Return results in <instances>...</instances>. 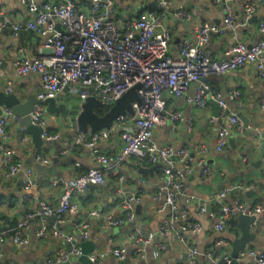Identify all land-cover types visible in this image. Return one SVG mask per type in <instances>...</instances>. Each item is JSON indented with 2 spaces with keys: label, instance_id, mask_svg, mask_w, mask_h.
Masks as SVG:
<instances>
[{
  "label": "built area",
  "instance_id": "1",
  "mask_svg": "<svg viewBox=\"0 0 264 264\" xmlns=\"http://www.w3.org/2000/svg\"><path fill=\"white\" fill-rule=\"evenodd\" d=\"M160 11L153 8L141 11L137 17L121 18L118 15L115 0H91L87 10H82L74 0H58L56 2L38 3L37 0H20L26 5L32 19L25 24L9 23L12 32L18 36L20 31L27 28L33 30L41 39L43 50L39 55H20L14 63L13 69L20 76L37 74L41 80L36 94L38 103L31 113L32 122L44 127L42 138L48 141H60V156L68 155L74 148L84 146L92 150L96 166H91L85 172L72 179L56 177L51 179L50 186L60 188L62 193L56 206L41 200L34 212H28L18 221L14 228L15 233L9 236L8 231L0 232V258L3 247L11 243L14 246H23L30 243L28 230L32 221L38 220L39 226L35 228L38 238H46L49 234L61 237L69 244L67 252H61L48 257V264H80L82 248L76 237L62 229L69 215L79 211V203L74 199V194L82 199L96 194L95 188L106 183L105 171L112 166L121 170L122 164L131 156L147 159L157 165L163 175L161 186L154 189L151 198L157 213L169 209L170 218L159 229L164 237L179 238L184 241L183 232H199L201 224L190 220L187 211L179 207L181 197L195 199L188 191L187 178L195 172L196 166H201L204 172H209L202 156L195 158L186 148H176L173 145L160 144L155 139L157 126L167 125L172 122L175 128L179 122L184 121L182 110H170L167 100L170 97L184 99L187 104L204 108L209 99L217 101L224 111H228V99H236L242 93L235 89L227 92H213L208 78L221 76L229 71L242 68L247 63H253L259 76L264 80V20L258 25L262 38L255 44L248 45L240 38L235 37V42L226 52V57L214 59L205 50L212 33H222L226 29H237V21L232 11L234 0H223L226 14L223 22L203 23L197 28L196 38L181 39L177 46L178 55L170 50L171 33L164 21L167 11L172 7L174 0H153ZM222 0H214L219 3ZM245 11L248 15L257 11L258 5L254 0H244ZM1 13V12H0ZM174 15L186 20L191 18V13L184 8H177ZM6 23L0 22L1 35ZM60 26V29H58ZM1 63V60H0ZM201 81L192 96H187L190 86ZM79 87L78 96L85 101L93 96L104 106H113L128 90L137 86L139 100L132 102L134 113L119 115L109 129H102L95 133L79 132L73 136H66L61 131H49L45 128L44 101L56 98L66 88ZM1 89V88H0ZM7 94H17L13 82L10 80L2 89ZM264 107V101L262 102ZM0 116V153L3 155L1 168L7 169L6 176H14L18 171H24L26 178L22 182L23 190L41 188L34 178V170L24 166L16 158V152L7 147L5 140L8 137V123L14 116L11 107L4 106ZM218 130L217 150L222 151L228 146L230 134L234 129L243 130L245 127L238 114H230ZM190 123L188 129L192 130ZM115 132H120L124 146L119 153L105 154L98 147L104 140L110 139ZM25 129L20 135L23 142L31 139ZM256 135L264 143V132L256 130ZM206 148H203L204 153ZM36 160L40 164H50L52 158L38 154ZM79 166V163H77ZM117 173V172H115ZM123 175L120 179H123ZM144 183L135 192L127 193L122 186L116 189L118 205L125 209V215L109 213L106 220L112 228L133 224L130 238L138 244L137 252L145 256L147 245L154 238L149 232L144 234L138 222L134 207L142 200L146 193L147 178H142ZM227 192L221 191L212 198L215 205H221L219 213L222 219L215 224L220 235L217 238L216 256L208 252L211 264H233L234 258L226 248L228 240L223 236L226 218L238 215H254L264 211V204H248L246 201L236 200L233 205L223 202ZM198 212L201 216L214 218L217 213L208 208L207 204L198 203ZM93 215L101 216L98 209L92 210ZM54 217V225H49V220ZM79 241L90 237L89 223L77 220ZM179 224L175 234L169 231L170 226ZM257 219L252 226H255ZM188 259L186 264H195L201 252L196 246L186 244ZM164 245H160L159 250ZM155 251L154 256L159 257L160 251ZM110 252L120 261H125L127 248L118 246L111 248ZM107 251L88 256L91 264H101ZM252 257L257 264H264V251L257 249H244L237 257L238 264L246 258ZM77 260V262H72ZM79 260V261H78ZM146 264V263H143ZM179 264V263H176ZM185 264V263H184Z\"/></svg>",
  "mask_w": 264,
  "mask_h": 264
},
{
  "label": "crops",
  "instance_id": "2",
  "mask_svg": "<svg viewBox=\"0 0 264 264\" xmlns=\"http://www.w3.org/2000/svg\"><path fill=\"white\" fill-rule=\"evenodd\" d=\"M58 0H37L38 3L56 2ZM91 0H74L78 7L87 10ZM258 5L254 14L248 15L245 11L244 0H234L232 11L236 17L237 29L224 30L222 33H212L205 50L214 59L226 57V52L235 42V37L240 38L248 45L255 44L262 38V33L258 30L261 20H264V0H254ZM153 0H115L118 15L121 18H133L146 9L153 8ZM177 8H184L191 13V18L181 20L174 13ZM154 9V8H153ZM160 11L158 9H155ZM0 22L6 23L1 35L0 44V88L6 86L8 81H12L16 93L23 101H26L31 94H37L39 90L40 76L29 74L18 75L13 69L15 59L20 55H39L42 52V39L30 29H23L18 36L13 34L9 23L25 24L32 19L26 5L20 0H0ZM226 14L223 0L219 3L214 0H174L172 7L166 13L165 26L170 30L171 42L170 50L174 55H178L177 46L179 38L195 39L197 28L203 23H222ZM214 90L222 93L239 90L241 95L236 99H228V111L216 105L214 102H207L204 108L187 104L184 99L170 97L167 105L170 110H182L184 121L179 122L174 128L172 122L167 125L157 126L155 129V139L160 144L173 145L176 148L188 149L190 155L197 159L202 156L209 172H204L201 166H196L195 172L187 178L188 191L195 196V199L181 197L179 207L187 211L190 220L201 224L202 230L199 232H183L184 241L176 238L164 237L160 232V227L169 220L171 212L169 209L157 213L155 204L151 198L154 189L162 185L163 175L159 168L148 160L137 156H131L122 164L121 170L112 166L106 173V183L95 189L96 194L92 197L81 199L74 194V199L79 203V211L75 215H69L62 229L71 233L82 248V243L91 241L92 251L87 256L107 251L106 256L101 260V264H186L188 259L187 247L185 245L196 246L201 255L195 264H211L208 252H213L216 256L219 248L217 238L220 235L215 228V224L222 219L219 211H216L212 198L221 191H226L227 195L223 202L233 205L236 200L246 201L250 205L257 203L264 204V143L256 135V130L264 132V80L259 76L256 66L247 63L242 68L229 71L225 75L212 76L208 79ZM201 81L193 83L187 91V96H192ZM79 87L71 86L58 95L66 102L68 107L73 109V116L80 110L78 104L83 100L79 98ZM57 97V98H58ZM45 128L49 131H61L66 136H73L80 132L76 126L69 127L62 112L51 113L45 104ZM230 114L245 115L249 120V126L243 130L234 129L229 138V143L222 151L217 150V139L219 126ZM192 123V130L188 125ZM19 118L11 117L8 123V137L5 140L7 147L13 149L16 158L21 160L24 166H30L34 170V178L41 185V188H31L23 190L22 182L26 175L24 171H18L14 176H6L7 169L0 166V209L5 211L7 221L16 218L18 221L26 216L28 212H34L41 200H45L52 206L59 202L62 190L50 186L51 179L64 177L72 179L80 173L86 171L91 166H96L90 148L79 146L74 148L68 155L60 156V141L46 143L40 149L32 141L31 135L28 143L23 142L22 133L19 131ZM107 129V128H102ZM100 129V130H102ZM99 131V130H98ZM92 133L88 131L87 134ZM124 146V141L120 132L107 140L98 144V147L105 154L119 153ZM203 148H206L202 153ZM59 150V151H58ZM58 151V152H57ZM38 154H43L52 158L50 164H40L36 160ZM3 155L0 153V164ZM57 157V158H56ZM141 159V160H140ZM79 163V166L77 165ZM156 166L153 173L142 172V168ZM117 172V173H115ZM123 175V179L120 176ZM142 178H147L146 193L142 195L140 203L134 207L136 222L142 228L144 234L149 232L154 234L153 241L147 245L145 256L137 252L138 244L130 238L133 231V224L112 228L106 220V215L115 213L125 215V209L118 205L116 199V189L122 186L127 193L135 192L144 183ZM207 204L208 208L215 211L214 218L201 216L198 212V203ZM221 208V205H220ZM98 209L103 214L93 215L92 210ZM15 217V218H14ZM238 218V216H235ZM6 218L0 217V232L8 226ZM257 223L252 226L251 231L254 239L250 241L245 249H257L264 251V211L257 215ZM77 220L87 221L90 225V237L85 241H79V229L76 226ZM52 227L54 222L49 220ZM1 224L4 226H1ZM154 224V225H153ZM31 228L28 230L30 243L23 246L6 244L0 264H41L50 256L61 252H67L69 244L65 239L49 234L46 238H38L35 228L39 226V221L33 220ZM2 229V230H1ZM179 224L170 226L169 231L175 234ZM10 232L12 229H4ZM242 235L240 224L233 227L225 225L223 236L228 240L227 250L232 255L233 240ZM164 245L159 250L160 245ZM124 246L127 248L126 262L117 259L111 252V248ZM160 251L159 257L154 256L155 251ZM244 250V249H243ZM82 253V258H83ZM77 260H72V262ZM79 261V260H78ZM80 264H86L80 258ZM46 264H48L46 262ZM67 264V263H66ZM88 264H91L88 263ZM242 264H257L252 257L246 258Z\"/></svg>",
  "mask_w": 264,
  "mask_h": 264
},
{
  "label": "water",
  "instance_id": "3",
  "mask_svg": "<svg viewBox=\"0 0 264 264\" xmlns=\"http://www.w3.org/2000/svg\"><path fill=\"white\" fill-rule=\"evenodd\" d=\"M151 6L154 9H158L156 2H152ZM58 29H60V26H58ZM177 41L180 42V38ZM135 100H139V96L137 93V86L128 90L120 99H118L115 102L113 106H111L102 115L99 114L98 110L103 108L104 105L97 98L93 96L86 98L85 101H82V103L78 104L80 110L76 112L74 116H73V109L71 107H68L66 105V102L63 101L60 97L46 99L44 103L47 104L48 110L51 113L62 112L67 120V124L69 127H72V121H73V125L76 126L78 130H80V132L87 133L88 131H91L92 133H95L102 128L109 129L119 115L125 113L133 114L134 109L132 107V102ZM211 100L212 99H209L208 102ZM38 102L39 100L37 99L36 94H31L26 101H23L19 95L7 94L0 89V116L3 114L2 108L4 106L11 107L14 116L19 118L20 121L19 131H21V129L23 131L24 128L25 132L31 135L32 141L36 145V147L40 149L44 144L46 143L51 144L54 143L55 141H48L42 138L41 135L42 132L44 131V127L40 125H35L32 122L31 113L34 109L35 104ZM214 103H216V105L221 108L220 104L217 101H215ZM240 118L242 119L245 127H248L249 126L248 118L243 114L240 115ZM60 148L61 145L59 146V149ZM156 166L142 168L141 170L142 172L153 173ZM54 220H55L54 217H52L53 222ZM255 220H256V216L254 215H238V221L242 229V235L239 238L233 240V250H232V257L234 258L233 264H238L237 257L239 252L245 249L247 244L254 239L255 236L252 233L251 228ZM93 247L94 246L93 243H91V241H85L82 243V253L84 255L83 258L81 257V259L86 264L90 263L87 254L92 251ZM41 264H46L45 260Z\"/></svg>",
  "mask_w": 264,
  "mask_h": 264
},
{
  "label": "trees",
  "instance_id": "4",
  "mask_svg": "<svg viewBox=\"0 0 264 264\" xmlns=\"http://www.w3.org/2000/svg\"><path fill=\"white\" fill-rule=\"evenodd\" d=\"M208 83H209V81H208ZM210 84V83H209ZM211 85V84H210ZM212 87V86H211ZM212 91L213 92H220L219 90H214V88H212ZM111 106H104L103 108H101L100 110H98V112H99V114H104V112H106L109 108H110ZM141 158V157H140ZM142 160L143 159H145V158H141ZM140 159V160H141ZM145 160H147V159H145ZM85 172V171H84ZM95 189H97V187H94ZM80 198H81V196H80ZM82 199V198H81ZM215 205V204H214ZM215 208H216V211H219L220 210V206L219 205H215ZM4 216V218H6L7 217V215H6V213H5V211L3 212V211H1V209H0V217H3ZM15 218V217H14ZM7 219L8 218H6L5 220H6V222L8 223V226H5L6 228H4V229H12L10 232H9V236H13L14 235V233H15V230H14V228L18 225V220L15 218L14 219V221H12V220H9V221H7ZM225 220V225H230V226H233V227H236V226H238V224H239V221H238V218L237 217H235V216H232V217H229V218H226V219H224ZM1 226H3L2 224H1ZM4 227V226H3ZM3 229V230H4ZM2 230V229H1Z\"/></svg>",
  "mask_w": 264,
  "mask_h": 264
},
{
  "label": "rangeland",
  "instance_id": "5",
  "mask_svg": "<svg viewBox=\"0 0 264 264\" xmlns=\"http://www.w3.org/2000/svg\"><path fill=\"white\" fill-rule=\"evenodd\" d=\"M57 97H58V96H57ZM57 97H56V98H57ZM69 248H70V247H69Z\"/></svg>",
  "mask_w": 264,
  "mask_h": 264
}]
</instances>
